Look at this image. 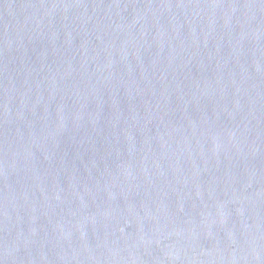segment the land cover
Listing matches in <instances>:
<instances>
[{"label": "water", "instance_id": "obj_1", "mask_svg": "<svg viewBox=\"0 0 264 264\" xmlns=\"http://www.w3.org/2000/svg\"><path fill=\"white\" fill-rule=\"evenodd\" d=\"M0 264H264V0H0Z\"/></svg>", "mask_w": 264, "mask_h": 264}]
</instances>
